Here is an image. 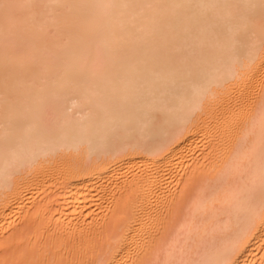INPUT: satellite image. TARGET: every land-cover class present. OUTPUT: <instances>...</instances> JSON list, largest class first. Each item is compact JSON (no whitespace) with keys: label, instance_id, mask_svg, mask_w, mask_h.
Instances as JSON below:
<instances>
[{"label":"bare ground","instance_id":"obj_1","mask_svg":"<svg viewBox=\"0 0 264 264\" xmlns=\"http://www.w3.org/2000/svg\"><path fill=\"white\" fill-rule=\"evenodd\" d=\"M25 234L264 264V0H0V253Z\"/></svg>","mask_w":264,"mask_h":264},{"label":"rangeland","instance_id":"obj_2","mask_svg":"<svg viewBox=\"0 0 264 264\" xmlns=\"http://www.w3.org/2000/svg\"><path fill=\"white\" fill-rule=\"evenodd\" d=\"M202 179H198L194 183L195 189L198 188ZM43 237L44 241L41 242L36 240L35 234H25L20 240L0 253V264H55L53 255L48 250L53 249V252L57 253L61 249V245L50 242L51 234H43ZM68 243L69 248L63 252L64 255H61L62 264H73L69 257H72L74 253V244L70 241ZM34 250L36 251L34 252ZM38 250L41 251L40 254H37Z\"/></svg>","mask_w":264,"mask_h":264}]
</instances>
